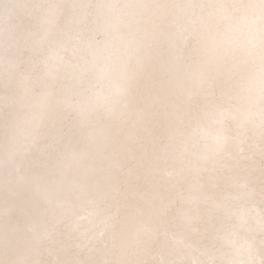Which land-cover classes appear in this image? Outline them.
Here are the masks:
<instances>
[{
    "label": "snow or ice",
    "instance_id": "snow-or-ice-1",
    "mask_svg": "<svg viewBox=\"0 0 264 264\" xmlns=\"http://www.w3.org/2000/svg\"><path fill=\"white\" fill-rule=\"evenodd\" d=\"M0 264H264V0H0Z\"/></svg>",
    "mask_w": 264,
    "mask_h": 264
}]
</instances>
